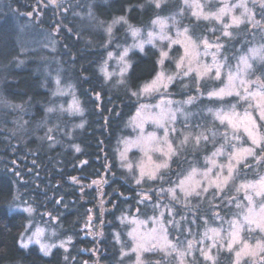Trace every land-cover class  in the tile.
Here are the masks:
<instances>
[{"label": "trees", "instance_id": "1", "mask_svg": "<svg viewBox=\"0 0 264 264\" xmlns=\"http://www.w3.org/2000/svg\"><path fill=\"white\" fill-rule=\"evenodd\" d=\"M132 5L144 7L127 12ZM173 9L169 4L156 9L149 0H0V264H131L133 253L121 256L132 243L122 218L154 215L158 202L165 208L173 202L175 214L183 217L182 230H190L185 241L193 230L203 228L204 212L210 209L191 201L188 206L177 204L168 194H158L179 174L198 167L203 149L188 144L162 173L163 181L146 179L139 185L118 157L120 140L132 135L127 118L141 102L131 92L158 73L161 49L149 44L128 54L126 85L106 81L100 71L108 51L127 41L122 34L128 24L109 37L111 21L126 16L132 27L144 28L156 17L170 16ZM196 23L200 36L209 37L213 22ZM46 33L53 36V50L38 46ZM253 33L251 26L233 27L226 41L238 45L243 38L251 41ZM163 68L175 70L169 59ZM56 78L75 88L82 113L59 109L61 101L53 95ZM215 83L192 74L173 82L166 94L196 97ZM200 105L202 112L208 106ZM145 194L151 200L141 202ZM15 204L31 207L37 221L54 227L61 237H71L70 248H57L50 255L37 246L21 248L28 215ZM173 233L180 242L184 232ZM222 253L218 264H229L231 255ZM145 260L168 264L159 252L146 253ZM191 262L203 264L199 254Z\"/></svg>", "mask_w": 264, "mask_h": 264}, {"label": "rangeland", "instance_id": "2", "mask_svg": "<svg viewBox=\"0 0 264 264\" xmlns=\"http://www.w3.org/2000/svg\"><path fill=\"white\" fill-rule=\"evenodd\" d=\"M199 3L204 6L205 13H216L221 7H223V0H199ZM227 3L229 7H231L232 5L243 4L246 6L248 11L246 13L245 7L237 6L235 8H232L230 14L225 15L220 22H217L215 19L196 20V18L191 15L192 9L186 7L183 3V0H167V4L171 5L174 9L171 11L170 16L159 17L165 23L163 31H161L159 25L152 24V21L148 26L144 28L132 27L138 29L136 35H133L131 30L128 28L127 32L122 34V36L127 34V41H125V43L121 45L119 43V49H112L108 51V53H112V56L111 58H109L107 54L105 60L107 61L106 69L108 72L114 74L111 79L108 80L116 79L117 85L118 81L121 79L119 73L121 67L123 66L120 60V56L124 53V50H128L125 59L129 62L128 54L131 51H143L144 48L149 44L154 45L158 49H161V51H168L170 63L173 67H175L174 72H168L164 70L163 66L161 67L160 65V70L158 72L163 71L166 75L176 74V62L179 60L180 56L184 54V48L181 45L172 44V47L169 50L168 46L172 40L184 39L182 36L177 35V31L178 29L182 30L185 26H188L190 28L188 35L192 36V38L196 40L197 43H199V40L197 39L198 37H207L209 42L215 41L216 43L223 45V47L220 48L219 51H217L216 48L209 49L208 54L206 55L204 54L203 45L200 46L199 52L201 53V55L199 57V64L197 65L194 63V66L212 65L213 56L215 55L216 61L220 64H223L224 67L221 69V78L219 80L214 78L215 70H213L207 77L203 78L204 80L206 78H212L213 83L216 84V81L217 85L209 87V89L204 93L202 92L201 95L195 93L197 96L192 103H185V101H187L191 96L179 99L174 95L166 94V90H168L171 84L176 80H184V78H186L184 76H177L176 79L168 85L166 90L161 89V91L152 93L151 95L136 96V99L139 101L141 100V102L137 104L135 110L133 111L131 116L127 118L125 124L127 130H132V135H126L124 138H122L118 147V157L120 161L133 165L131 171H129L128 168H126V170L131 173V176L135 177V180L139 175L138 166H143L145 169H149L154 164L162 163L165 159V157H163L159 152L149 150L150 148L155 149L157 147H163V145L159 143V140L160 138L164 137V128L160 127V125L156 122V118L158 117L162 109L165 111L169 109H171L172 111H175L176 109L181 110L175 111L176 119L174 122L165 124V127H174L176 129V132L171 133L168 137V139L173 142V145L178 144L183 139L184 135H187L188 133H192L193 135H195L199 132H204L205 134L209 135V141L207 143L202 142L199 146H194L191 142L189 143V146H193L197 150L203 149L199 166L192 167L196 168L200 173L205 172L209 167H211L210 163L206 160V157L212 156V153L216 152L217 149L223 147L224 154L214 157L216 163L218 165H226L228 163V156L233 151V145L236 148L250 146L251 142L247 139L246 134L243 132V130L237 133L240 139L238 141L233 140V133L227 126V124H221L220 121L215 118V113L217 112V110L228 112L232 109L233 105L236 106L235 111L243 115L245 110L249 109V102L241 100L238 96L235 95L226 96L223 100L209 99L207 93L212 90L224 88L227 85L228 73H235L237 72L238 68H243V65L241 64L242 57H248L249 63L252 65L251 69L247 70V72L242 73L243 78L248 81H256L259 78V80L264 83V61L260 60L259 58H254L250 51L251 49H260L264 51V0H227ZM249 14H251L252 16L251 22H249L247 19ZM233 16L240 17L245 22L240 24L239 26L230 27L228 31L231 33V36L233 27L239 29L245 27L250 29L251 26L254 27V37L251 41L249 39L244 40L243 38L240 40V43L238 45H233L231 42L226 41V39L229 37L222 35L224 31V25L230 24ZM188 19H193V23H189L187 21ZM199 21L213 22V27L210 30L209 37L207 35L200 36L198 31L196 30V22ZM257 21L259 22L260 26H255ZM125 25L127 24L113 23V21H111L108 24V27H112L111 34H114L117 27H126ZM150 32L153 34L151 37H149ZM211 34L213 37L217 35L216 38L218 37L219 39L216 40V38H211ZM161 35L171 37V40H161ZM40 39L42 44L39 45L38 43V46L49 48L50 50H53L56 47L52 35L46 33L42 35ZM227 43L230 44L228 45ZM137 45H142L143 50H141L140 47H137ZM171 53H173V55H171ZM193 74L194 76H196L195 73ZM153 78L145 82L144 84L150 82L151 80H153ZM203 79H199V81ZM58 80L59 83H57ZM250 88L252 90H256V85L252 84L250 85ZM241 94L243 95L242 90ZM53 95L58 97L59 101H61L58 104L59 109H62L72 115L82 113L81 104L76 95L75 88H73L72 85H65L63 84L61 79L56 78ZM162 101H172V104L168 105L166 103H161ZM74 102L79 104L80 111L77 112L72 110V105ZM200 102L208 104V106L203 109V112L200 108ZM252 114L253 116L257 115L255 112H253ZM261 131H264V125H262ZM212 132L216 133L214 138L211 136ZM225 133H227V142L225 140ZM150 136L156 137V141H153L151 144L145 143L147 138ZM121 153L125 154L126 160H121ZM131 153H134V156H132ZM257 155H260V153L257 152ZM149 157H151V159H149ZM244 164H247L248 167H244ZM171 165L172 160L169 162L168 169H161L160 175H162L164 171L167 172L170 169ZM191 169H189L184 175L182 174V177H179V174L178 178L169 187L166 186L165 188H170L174 184H178L181 179H184L187 176ZM219 171V168H214L211 174V178H215L216 173ZM224 175H227L226 170L224 172ZM260 175H264V160L257 161L254 157H248L243 164L238 166L237 178L232 181L222 192L217 193L214 189H210L209 192L202 193V195L199 197L193 196L189 197L186 200L183 194L177 191L176 195L178 197V200H173L171 198L177 204H184V206H188L187 204L191 201L197 203V205L200 204L199 206L205 207L206 209H210L211 212H204L205 224L203 228L199 232L197 230H193L192 236H189L186 241L184 240V237H186L187 235V233L185 232H189L190 230H182L181 220L183 219V217H179L175 214L173 202L169 204L168 208H165L164 205H161V203L158 202L155 205L157 213H155L154 215L150 214L148 216H143L136 214H125L122 219L127 225L126 234L131 239L132 243L131 248L129 250H125L124 252L131 253L130 250L133 247L141 244L146 248L156 246V248L159 249L169 241L172 244L176 245L178 250L183 251L187 247L188 241H192L194 243L193 253L192 256L186 257L185 264H194V262H191V260L192 258L194 259L197 254H199L198 249L202 246L206 247L210 243L209 240L203 239L204 233L210 229H218L220 230L221 239H224L227 236V232L230 231L229 221L233 219H239L240 215L247 210V202L244 200L245 193L243 191L237 192L236 188L241 183H246L248 181L258 179ZM195 179L201 180V176L197 175ZM255 199L257 208H259V205L261 203H264V198ZM238 203H242L244 207L237 208L236 205ZM13 207L15 209L24 211L29 206H24L23 204H15ZM25 212L28 215V222L26 224L25 230L22 233L23 235H21L20 244L23 241H28L29 238L32 237V242L29 243L28 247L37 246L40 250V246L41 244H43L50 247V252L57 248H61L63 251H67L70 248V244L72 241L71 237H61L54 227L41 224L36 220L34 211H32L31 213L27 211ZM169 221H172V223H169ZM172 231H174L173 234L175 235L177 233L184 232V235L182 237L183 240L181 239L180 242H176L172 235ZM37 232H39L40 234L38 237L39 243H36V237L34 236V234ZM209 235H211V232H209ZM242 236L247 238V233H242ZM258 237V232L253 234V242ZM202 239L203 245L200 243ZM178 240L179 239H177V241ZM226 243L227 241L225 239V246ZM61 244H63L64 246L61 247ZM52 245H55V247H51ZM218 250L219 245L217 250L214 251ZM152 252H159L164 254L159 250ZM222 252L223 251L219 252L218 260L220 259V257H223ZM146 253L148 252L143 253L144 260ZM224 253H226V255H231L229 264H232L235 258L234 253H228L227 251H224ZM133 254L134 261H132L131 264H135L136 260V255L135 253ZM167 259L168 264H179L175 253H172V255L168 256ZM222 259L226 260L224 258ZM241 264H250V261L248 260V258H245V260L242 261Z\"/></svg>", "mask_w": 264, "mask_h": 264}, {"label": "snow or ice", "instance_id": "3", "mask_svg": "<svg viewBox=\"0 0 264 264\" xmlns=\"http://www.w3.org/2000/svg\"><path fill=\"white\" fill-rule=\"evenodd\" d=\"M51 3L56 4L57 0H51ZM149 3L154 6L156 9H161L162 6L167 4V0H149ZM183 3L186 7L192 9L191 15L196 18V20H210L215 19L217 22H220L225 15L230 14L232 8L237 6L245 7V12L247 13V8L245 5H232L229 7L227 0H223V7H221L216 13H205L204 6L199 3V0H183ZM133 7L143 8V5H132L126 9L127 12H130ZM183 11V10H181ZM243 15V14H242ZM248 21H252L251 14L247 17ZM245 21L240 17L233 16L230 24L224 25V31L222 33L223 36L230 37L231 33L228 29L232 26H239ZM113 23H124L128 24L129 29L131 30L133 35H136L138 29L132 28V25L129 23L126 16H119L114 19ZM152 24L159 25L161 31H163L165 27V23L161 18L157 17L152 20ZM255 26H260L259 22H256ZM109 37H111L112 27L109 26L106 29ZM190 28L185 26L182 30L177 31L178 36H182L184 39L172 40L169 44V50L172 47V44L181 45L184 48V54L180 56L179 60L176 62L177 73L174 75H166L165 72L160 71L156 74V76L150 82L140 86L138 91L131 92L132 96H143V95H151L152 93L159 92L161 89H167L168 85L171 84L177 76H190L195 73L197 80L203 79L207 77L213 70H215V79L219 80L221 78V69L224 67L223 64H220L216 61L215 55L213 56V64L212 65H202V66H194L195 64H199V57L201 53L199 52V48L201 45L204 47V54H208L209 49L216 48L219 51L223 45L216 43L215 41L209 42L207 37H198L199 43L192 38V36L188 35ZM153 34L150 32L149 37ZM161 40H171V37L160 36ZM219 38L217 37L216 40ZM111 43V39L108 41ZM151 42V41H149ZM106 47V45H105ZM143 50L142 45H137ZM127 49L124 50V53L120 56V60L122 62V67L120 69V77L121 79L118 81L119 84L126 85L127 84V73L131 68V64L125 59L127 55ZM252 56L254 58H259L264 61V51L260 49H251ZM109 58H111L112 53H108ZM160 59L157 61L161 67L163 66L165 60L169 59L168 51H161ZM107 61L104 62V66L101 67L100 71L103 73L105 80L111 79L114 75L110 73L106 69ZM241 64L243 68H238L235 73H228V83L224 88L218 90H212L207 93L209 99L215 100H223L226 96H238L241 100L249 102V109H246L244 114L235 111V105L232 106V109L228 112H224L223 110H217L215 113V118L220 121L221 124H227V126L231 129L233 133V140H239L240 137L237 135L238 132L243 130L246 134L247 139L251 142L250 146L243 148H236L233 145V151L228 156V163L226 165H218L214 159L215 156L223 155V147L217 149L216 152L212 153V156L206 157V160L210 163L211 167H209L205 172L200 173L196 168H192L191 171L187 174L184 179H181L178 184H174L170 188H159V193L168 194L173 200H178L176 195L177 191L181 192L184 198L187 200L189 197H199L202 193L209 192L210 189H214L217 193L224 191L228 185L234 181L238 176V166L243 164L248 157H254L257 161L264 160V131H261L262 125H264V83H262L259 78L256 81H248L243 78L242 73L247 72V70L252 68V65L249 63L248 57L241 58ZM59 83V80L57 81ZM255 84L256 90H252L250 85ZM241 90L243 91V95L241 94ZM97 96L99 93L96 94ZM195 97H190L185 103H192ZM161 103H166L168 105L172 104V101H162ZM19 107V105H16ZM73 111H80L79 104L74 102L72 105ZM48 112H53V108H48ZM175 111H181L180 109H176ZM175 111L171 109L165 111L161 110L160 114L156 118V122L160 125V127L164 128V137L160 138L159 143L163 145V147H157L155 149H149L151 151L159 152L163 157H165L164 161L160 164H154L151 168L145 169L143 166L139 167V175L136 177V184L143 183L146 179L148 181H163L164 177L160 175L161 169H168L169 162L173 157H177L179 155V150L187 146L190 142L193 143L194 146H199L202 142L207 143L209 141V135L204 132H199L198 134L193 135L192 133H188L184 135L183 139L176 145H173V142L168 139L171 133H175L176 129L165 127V124L174 122L176 119ZM253 112L257 115L253 116ZM139 113V109H138ZM259 121V123H258ZM83 127V125H80ZM51 131V129L49 130ZM216 135L215 132L211 133V136L214 138ZM225 135V140L227 142V133ZM51 139V137H49ZM156 137L150 136L147 138L145 143L151 144L153 141H156ZM79 151L80 149L77 147L76 149ZM257 152L260 155H257ZM121 160H126V156L124 153H121ZM151 159V157H149ZM122 167H126L129 171L132 170L133 165L130 163H123ZM244 167H248L247 164H244ZM214 168H219L220 171L216 173L215 178H211V174ZM225 170L227 171V175H224ZM197 175L201 176V180H196L195 177ZM75 182L79 183L77 178L72 177ZM93 183H99V181H93ZM237 192L243 191L245 193L244 200L247 202V210L240 215L239 219H233L229 221L230 231L227 232V236L224 239H221L220 230L218 229H210L204 233V238L210 241V243L206 247H200L198 249L199 255L202 258L203 264H218L219 252L227 251L228 253H234V260L232 264H241L245 258H248L250 264H264V203L259 205L257 208L256 199L255 198H264V175H260L258 179L253 181H248L246 183H241L237 188ZM145 200H151V197L145 194L141 198V202ZM158 206V205H157ZM237 208H242L244 205L242 203H238ZM25 211L31 213L33 209L28 207ZM172 223V221H169ZM27 230V229H26ZM211 232V235H209ZM247 233V238L242 236V233ZM259 233V237L256 238L253 242V234ZM23 235V234H22ZM39 232L35 233L36 243H39ZM32 237L29 238L28 241H23L20 244L21 248H27L29 243L32 242ZM203 239L200 243L203 245ZM225 239L227 241L225 246ZM219 245V250H217ZM64 245L61 244V247ZM51 247H55L52 245ZM194 248V243L192 241H188L187 247L180 251L177 249L176 245L172 244L170 241L165 245L160 247L159 249L156 246L152 247H144L142 244L133 247L130 252L135 253L136 260L135 264H153V262H146L143 258L144 252H152L159 250L164 253L165 257L171 256L172 253L176 254L179 264H185V259L188 256H192ZM40 250L45 255H50V247L47 245L41 244ZM130 253L121 252V256H128ZM67 259V257H65ZM195 259V258H194ZM158 264V262H156Z\"/></svg>", "mask_w": 264, "mask_h": 264}]
</instances>
